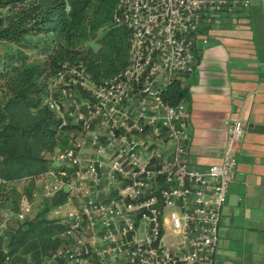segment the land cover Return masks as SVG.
Masks as SVG:
<instances>
[{
  "label": "built area",
  "instance_id": "built-area-1",
  "mask_svg": "<svg viewBox=\"0 0 264 264\" xmlns=\"http://www.w3.org/2000/svg\"><path fill=\"white\" fill-rule=\"evenodd\" d=\"M239 5L250 0H119L113 18L130 30L129 64L101 80L82 62L60 65L45 104L66 144L44 196L65 189L77 200L46 264H215L244 122L226 120L221 163L193 169L188 102L164 93L193 70L204 19ZM6 228L0 216V236Z\"/></svg>",
  "mask_w": 264,
  "mask_h": 264
},
{
  "label": "trees",
  "instance_id": "trees-1",
  "mask_svg": "<svg viewBox=\"0 0 264 264\" xmlns=\"http://www.w3.org/2000/svg\"><path fill=\"white\" fill-rule=\"evenodd\" d=\"M118 2L0 0V42L8 49L0 57V203L18 219L11 225L0 214L7 222L0 264H46L65 243L68 218L53 212L69 201V191L44 196L23 218L18 214L22 199L33 197L39 177L59 169L51 167V158L66 144L65 133L45 99L60 65L82 62L101 80L129 64L130 30L113 18ZM39 46L38 57L31 58L27 50ZM164 94L174 105L188 96L180 79Z\"/></svg>",
  "mask_w": 264,
  "mask_h": 264
},
{
  "label": "crops",
  "instance_id": "crops-1",
  "mask_svg": "<svg viewBox=\"0 0 264 264\" xmlns=\"http://www.w3.org/2000/svg\"><path fill=\"white\" fill-rule=\"evenodd\" d=\"M187 88L188 163L222 162L228 118L241 117L238 165L220 218L215 264H264V0L207 16Z\"/></svg>",
  "mask_w": 264,
  "mask_h": 264
},
{
  "label": "rangeland",
  "instance_id": "rangeland-1",
  "mask_svg": "<svg viewBox=\"0 0 264 264\" xmlns=\"http://www.w3.org/2000/svg\"><path fill=\"white\" fill-rule=\"evenodd\" d=\"M114 14V13H113ZM43 43V41L41 42ZM40 43V44H41ZM42 45V44H41ZM41 46H39L38 48H32V49H28L27 52L28 54L31 56V58H36L38 57V49ZM11 49V48H9ZM6 50H8L6 47H4L2 45V43L0 42V57H3L6 54ZM39 58H44L43 56H39ZM60 152L59 148H56L54 151V154H52V162H51V167H53V165H56L58 162L54 160L53 156H57ZM54 160V161H53ZM185 160L188 162V155H186ZM192 167V166H190ZM194 169V167H192ZM49 172V171H48ZM48 172L46 174H43L39 177V179L37 180V188L33 194V197L31 199H28L26 197H24L22 199V203H21V210L23 207L25 206H31L34 207L35 205H37V203L41 204L44 200V194H45V187L46 185H51L53 183H55V179L53 178V176H49ZM3 201V199H0V201ZM75 200H77V196L75 194V192H72L71 194V198L69 199L68 202H66L64 205L60 206L59 208H57L56 210H54L53 212V216L59 217V218H68L69 214L71 212H73L74 207H75ZM39 208L37 207L36 210H38ZM20 213V212H19ZM0 214H5L7 217V222L11 225H17V221L18 219L16 218V216L14 214H12L11 212H9L8 209H3V207H1V203H0ZM169 239H173L171 237H169Z\"/></svg>",
  "mask_w": 264,
  "mask_h": 264
}]
</instances>
